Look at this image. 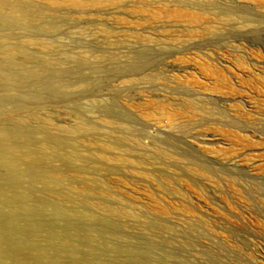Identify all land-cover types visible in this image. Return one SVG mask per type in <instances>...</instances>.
Listing matches in <instances>:
<instances>
[{
	"label": "rangeland",
	"instance_id": "obj_1",
	"mask_svg": "<svg viewBox=\"0 0 264 264\" xmlns=\"http://www.w3.org/2000/svg\"><path fill=\"white\" fill-rule=\"evenodd\" d=\"M0 3V264H264V0Z\"/></svg>",
	"mask_w": 264,
	"mask_h": 264
},
{
	"label": "bare ground",
	"instance_id": "obj_2",
	"mask_svg": "<svg viewBox=\"0 0 264 264\" xmlns=\"http://www.w3.org/2000/svg\"><path fill=\"white\" fill-rule=\"evenodd\" d=\"M13 8H15V7H13ZM34 9H36V8H34ZM32 12H33L32 14L29 13V14H25V15L33 17V18H34V16H39L38 14H35L34 11H32ZM24 18H27V17H24ZM22 21L16 20V21L13 22V21H11L9 19L7 14H5V13L0 11V28H4V29H7V30H11V29L13 30V27L22 26L23 25ZM5 49H7V48H5ZM13 62L16 63V61H14V58L8 57V60L7 61L5 60V64L8 63L7 65H9L8 66L9 68L6 65L5 66L6 68L4 67L6 70L4 69V72L0 71L1 72L0 73V85L3 86V87L10 86L11 83L14 81L13 80L12 70H10V66L13 65L12 64ZM29 74H30L31 77L36 79V75L34 73H29ZM18 83L19 84H25V77H22V78L18 79ZM119 116L120 117H122V116L124 117V114L123 113H119ZM16 134H17L16 130H14V131L12 130V132L10 133V132L4 131L3 127L0 126V166L5 167V169L7 170L6 171L7 172L6 175L15 176V177H17L20 180L21 179V175L23 174V170L20 168V165L18 164V157H17L18 155L15 156L13 154V152L10 150V148L5 146V143H4L5 140H7L8 138H10V137L14 138L13 135L15 136ZM22 141L23 140L20 138V135H18L17 136V142L23 143ZM9 176H8V178H9Z\"/></svg>",
	"mask_w": 264,
	"mask_h": 264
}]
</instances>
